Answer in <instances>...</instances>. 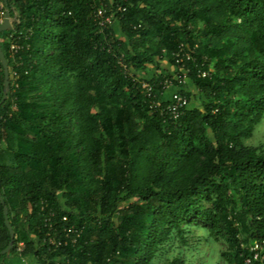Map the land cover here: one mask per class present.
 <instances>
[{"label": "trees", "instance_id": "trees-1", "mask_svg": "<svg viewBox=\"0 0 264 264\" xmlns=\"http://www.w3.org/2000/svg\"><path fill=\"white\" fill-rule=\"evenodd\" d=\"M11 1L29 49L14 78L1 33L0 263L156 264L196 227L219 264H264V145L243 144L264 118V0Z\"/></svg>", "mask_w": 264, "mask_h": 264}, {"label": "built area", "instance_id": "built-area-1", "mask_svg": "<svg viewBox=\"0 0 264 264\" xmlns=\"http://www.w3.org/2000/svg\"><path fill=\"white\" fill-rule=\"evenodd\" d=\"M9 14V22L11 24L12 31L8 36L4 38V42L9 45L8 52L11 56V58L14 60L13 63V77H17V70L19 67H21V62L17 58L23 51L29 49L28 46L26 47L22 43V32L18 31L17 26L20 25L21 20L19 18V14L16 10L15 4L11 0H0V26L5 22L6 16ZM95 18L98 22L99 26L101 28H107L109 26H112L114 23L115 15H106V12L103 8H99L95 12ZM3 33V32H2ZM26 38V36L24 37ZM27 39V38H26ZM1 42V41H0ZM188 59H190V55H186ZM10 70V67H9ZM174 73V79L178 80L180 83L186 84L187 79L180 80L179 76L177 75V69H175ZM181 72H184V74H188L189 70H185L184 68H180ZM198 75L202 78H205L208 76V73L206 71H200ZM11 76V75H10ZM172 82L167 81L165 84V89L173 86ZM143 88L146 90L148 97L155 98L153 91V87L150 86L147 83H143ZM157 104V105H156ZM190 102L189 99L186 96L181 95L179 92H175L172 95L171 100L169 101V104L163 108H161V113L167 115L172 120H178L180 119L184 113L185 110L188 108ZM156 107H160V103H155ZM262 246L259 244H256L252 250L256 252L255 258L257 259L260 256V250ZM23 245L21 244L19 247V252H22Z\"/></svg>", "mask_w": 264, "mask_h": 264}, {"label": "rangeland", "instance_id": "rangeland-1", "mask_svg": "<svg viewBox=\"0 0 264 264\" xmlns=\"http://www.w3.org/2000/svg\"><path fill=\"white\" fill-rule=\"evenodd\" d=\"M164 64L165 66H168V64ZM199 105L201 104L195 101V106ZM243 144L251 147L264 145V118H262L255 127L253 136L248 139H244ZM188 238L189 247H182L180 242L176 239L173 241L169 252L159 258L156 264H166L168 259H172L178 255L190 264L222 263L221 252L224 249V246L210 239L205 230L193 227L190 230Z\"/></svg>", "mask_w": 264, "mask_h": 264}, {"label": "water", "instance_id": "water-1", "mask_svg": "<svg viewBox=\"0 0 264 264\" xmlns=\"http://www.w3.org/2000/svg\"><path fill=\"white\" fill-rule=\"evenodd\" d=\"M9 30H12V27H11V24L9 22V14H7L5 22L0 26V35H1L2 32L9 31ZM0 62L2 64L3 71H4V91H3V98H2V100L0 102V107H1L7 101L8 95H9V92H10V70H9V64H8V61H7V59L5 57V54H4L3 50H2L1 44H0ZM0 201H1L2 205L5 206L3 197L1 195V188H0ZM8 213H9L8 209L6 207H4L5 224H6L8 230L10 232L11 242L8 245V247L0 253V256H3V255H8L9 256L10 255V252L14 248V241H15V238H16L15 232H14V230H13L11 224H10V221H9Z\"/></svg>", "mask_w": 264, "mask_h": 264}, {"label": "crops", "instance_id": "crops-1", "mask_svg": "<svg viewBox=\"0 0 264 264\" xmlns=\"http://www.w3.org/2000/svg\"><path fill=\"white\" fill-rule=\"evenodd\" d=\"M170 72L171 73H175V69H172L170 67ZM187 84V82H186ZM185 84V85H186ZM178 88L176 87V85L174 84L173 86L167 88L165 90L164 93V100H170L172 98L173 93L177 92ZM0 264H37L33 259H22L20 257L18 258H8L4 261V263H0Z\"/></svg>", "mask_w": 264, "mask_h": 264}]
</instances>
